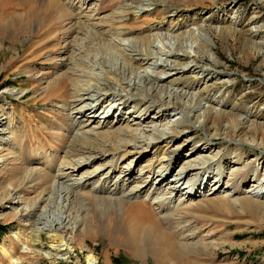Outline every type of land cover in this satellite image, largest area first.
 I'll return each mask as SVG.
<instances>
[{
  "label": "rangeland",
  "instance_id": "374dc122",
  "mask_svg": "<svg viewBox=\"0 0 264 264\" xmlns=\"http://www.w3.org/2000/svg\"><path fill=\"white\" fill-rule=\"evenodd\" d=\"M18 1L6 0L8 5L5 0H0V9L14 10ZM64 1L70 5L60 7L59 4V10L67 7V10H79L85 16L89 15L86 26L83 30L73 31L71 22L58 24L53 31L57 38L47 40L40 55L30 52L44 26L40 27L35 20L6 17L2 18L4 22L0 20V225L7 227L0 235V264H264V196L255 199L260 204L248 208L233 204L223 210L210 200L220 197L225 190L231 191L233 197L264 192V184L255 188L262 182L264 172V0H199L189 6L180 5L178 10L166 8L164 0H137L139 6L134 2L131 4V0ZM44 10L37 6L21 12L42 19ZM117 12L122 15L118 20L133 28L128 36H118V39L115 32H120L122 27L113 17ZM66 17H70L69 14ZM8 25L13 28L10 36L6 33L10 29ZM89 26L100 28L108 40L121 41L126 51H129L131 36L136 32L150 30L160 37L152 44L153 55L130 77H125L122 84H116L110 96L106 97L100 88L91 91L89 96H82L86 102L85 111L76 115L60 104V97L71 99L67 94L70 86L65 85L68 84L67 78L58 80L56 97L47 95L45 87L51 77L66 70L61 63L63 60L67 62L69 55L77 57V44L83 46L90 36L93 38ZM63 37L66 38L63 40ZM245 39L250 41L248 53L243 52ZM92 42L98 46L96 40ZM66 44L69 46L65 48ZM198 44L203 45V52L197 51ZM49 48H54V52H47ZM102 55L109 62L101 64L97 58L91 57L99 82H103V66L110 63L112 68L119 66L117 53L112 57ZM51 62L55 63L54 68L49 69L50 74L38 80L41 73L48 71L46 67ZM58 85L65 87L66 91L60 93ZM154 89L158 95L154 98L155 108H151L149 114L142 117L138 116L140 114L130 115L132 104L128 109L122 108L129 94L138 91L144 97L147 91L150 93ZM172 101L178 104L177 110H163L162 104ZM125 104L128 105L129 100ZM210 107L226 112L238 108L233 120L239 123L249 119V127L259 122L262 133L254 141L249 135L242 137L246 141H238L227 132L232 128L228 121L221 122L217 131L208 129L202 115ZM70 115L83 119L89 124L87 128L101 131L109 127L118 133L133 130L141 139L151 140L154 126L166 131L154 146L146 147L144 142L134 149L126 146L130 152L124 162L131 160L132 170L114 171L107 181L110 189L122 176L126 177L128 191H134L141 175L149 170L161 174L162 171L153 164L155 159L168 153L169 148L181 146L188 136L192 140L178 149L180 156L190 154L196 143L194 149L200 148L204 155L220 150V159L210 164L209 170L213 173L220 167L225 172L241 173L235 178L229 176L231 180L227 183L225 177L217 186L213 185L214 175L210 174V186L206 187V175L204 179L194 177L196 186L187 193L185 187L188 184L174 180L178 167L173 175L166 174L168 178L162 185L152 179L153 184L138 192L139 198L129 201L146 199L157 218L151 221L135 216L128 202L104 206L83 194L77 195L72 203L77 226L72 233L57 231L54 222L52 226L50 222L60 213L47 214L54 190L44 194V201L37 203V212L29 216L25 202L36 193L25 187L12 190L10 182L20 174L18 169L23 165L19 160L21 150L55 141L59 130L67 137ZM140 122L141 126H138ZM183 123L185 134L175 136L173 129L181 128ZM11 128L25 136L26 146L12 140ZM23 130L28 132L27 135ZM208 135H214L213 140L203 142ZM38 137L42 139L38 140ZM48 153L63 155L55 150ZM26 166L41 167L42 161L28 155L24 159V168ZM108 170L112 171V168L107 166L105 171ZM256 173L258 179H255ZM35 177H38V171ZM242 177H246V181H241ZM151 191L168 196L172 201L170 206L177 202L176 207L167 214L165 208H158L155 199L150 198ZM169 199L165 201L166 206ZM44 212L47 218L42 217ZM55 234L59 239L55 240ZM184 241L187 245H183ZM204 246H208L206 251ZM135 247H140V252H136ZM89 256L93 262L88 261ZM114 258L124 260L115 262Z\"/></svg>",
  "mask_w": 264,
  "mask_h": 264
},
{
  "label": "bare ground",
  "instance_id": "6f19581e",
  "mask_svg": "<svg viewBox=\"0 0 264 264\" xmlns=\"http://www.w3.org/2000/svg\"><path fill=\"white\" fill-rule=\"evenodd\" d=\"M164 1H166V6H167L166 8L169 9L172 8L174 10H178L180 8V5L189 6L190 4H195V2H199V0H164ZM133 2L138 4L137 0H131V4ZM59 4L60 7L61 5L62 6L70 5L68 2L64 0H41V1L19 0L16 3V7L14 8V10L0 9V20L2 21L3 20L2 18L4 17H6V19L13 18L15 20L16 19H20V20L27 19V21L35 20L40 27L44 26L43 28L44 30L41 31V33H39L36 40L32 43L34 44V46L31 48V52H30L31 54L34 55H40L39 53L40 49L45 45L46 41L47 40L54 41L55 37L57 38L56 32L54 33L53 31L57 28L58 24L61 23L62 25H66L68 22H71L70 26L73 28V31L83 30L84 27L86 26V22L89 15L85 16L79 10H74V11L67 10V7L66 9L61 8L59 10L60 7L59 8L57 7ZM37 6H40L41 8L45 9L44 16L43 18L41 17L42 19H38L40 17L36 18L35 15L34 16L29 15L30 13L26 15L27 12H21V10L23 9L27 8L28 10H31L33 8H36ZM122 11H126V9ZM119 13L120 12H117L116 15L114 14L113 16L114 20L116 19V21L121 24L120 27H122L120 32L119 31L115 32L116 34L115 37L117 36V39L118 36L119 37L123 36L124 38V36H128L133 31L132 30L133 28L127 25L126 22H124L123 20L121 21L118 20V19H122V15ZM68 14L70 17L67 18L66 16ZM128 14L129 13H127V15ZM57 20H60V22H56ZM4 21L5 19L2 22ZM7 27L10 29H8L6 32L7 29L6 28L5 32L8 33V35L10 36L13 33L12 30L13 28L12 26L9 25ZM108 27L110 26L108 25ZM66 29L68 30L69 28ZM111 29L113 30V28ZM89 32L91 35H93V38L91 39L90 36L89 40H87V42L85 41L83 46L77 44L78 46L77 57L73 58L71 55H69L68 59H66L67 62L63 60L61 63L65 65L66 70H64L59 74H56V76L51 77L48 80L45 87L47 95H53V97H56L55 91L57 90L56 84L58 83V80L62 78H67L66 81L68 82V84L66 83L65 85L70 86V90L69 91L67 90V94L72 100L71 99L65 100L64 98L60 97V99L62 100V103L60 104L63 109L66 110L71 109V113L73 111L74 113H76V115L85 111L84 108L86 107L85 105L86 102L82 100L83 98L82 96L84 95L89 96L91 91H93L94 89L97 90L99 88L103 90L104 95L106 97L110 96L112 94V91H115L114 86L116 84H122L123 79H125V77L126 78L130 77L137 68L142 66L143 62L147 58H150L153 55V51L151 49L152 44L156 39L160 37L158 34L155 35L150 30L136 32L133 36H131L132 40L129 46V51H126V48L122 46L121 41L108 40V38H106V36L104 35V33L100 28H97L96 26L95 27L92 26L91 28L89 26ZM65 38L63 37V40ZM119 39L121 40V38ZM94 40H96V44L98 45L97 47L91 44L93 43L92 41ZM68 46L69 45L66 44L65 48ZM249 49H250V41L248 39H245L243 42V52L248 53ZM47 50H48L47 52H51V53L54 52V48H49ZM197 51L203 52L202 44L197 45ZM98 53H100V55H98ZM114 53H117L119 56V66L112 68L113 64L111 63L109 66L108 65L103 66L104 78L102 80L103 82H99L98 81L99 78L96 75L91 57L97 58L99 63L105 64L109 62V60H107L105 57H102L103 56L102 54H106L112 57ZM54 63L51 62V64H49L46 67L48 71L41 73L38 76V80L46 78L50 74L49 69L54 68ZM175 69L180 70V68H175ZM91 82L92 84L88 85ZM84 84L86 85L85 87L83 86ZM57 87H61V86L58 85ZM59 91L60 93H62L66 91V89L65 87H61ZM157 95H158V91L156 89L152 90L150 93L147 91L144 97L138 91L133 94L131 93L129 94L128 98L123 101L124 103L122 108L128 109L131 107L132 104L133 107L131 111L129 110L130 115L140 114L138 116L142 117L143 115L149 114L148 112L150 111L151 108H153L154 110L155 108L154 98L157 97ZM128 100H129V104L126 105L125 103ZM199 100H200V95L198 101ZM162 105H164L163 110L165 111L173 112L178 108V104L175 101H172L171 103L166 102L165 104ZM162 105H158V106L161 107ZM142 106L143 108L140 109V107ZM237 112H239L238 108H233L232 110H228V112H226L225 110L222 109L213 110V108L210 107L207 110H205L202 115L204 126L208 129L217 131L218 130L217 127L221 122L228 121L229 126L232 125V128L230 131L227 132L231 133L233 137L238 138L237 139L238 141H246L243 140L244 138L242 139V137L245 135H249V137H251L250 139L254 141L255 138L262 133V129H261L262 124L256 122L253 125V127H249V124L247 123L249 122V119L237 123L233 120V117L235 114H237ZM71 115L69 119L70 120L69 128L66 129L67 137H65L62 131L59 130L55 141H48L46 145H42V146L41 145H37L35 147L31 146L30 150L29 149L28 150L22 149L23 151L21 150L20 152L21 157L19 158V160L23 162V165L21 164L22 166L20 165V169H18L19 170L18 172H20V174L16 179L10 182L12 183L10 184L12 190H16L17 188L20 187H25L32 189L31 191L36 193L34 197L26 199L25 202V205H27L28 207L27 215L29 216L37 212V203L39 201H44L43 199L44 194L47 193L48 191L54 190L53 197L52 199H50V204L47 207V214H51L54 211L60 213L57 219H51L52 221L50 222L51 226H52V222H54V226L57 227L56 228L57 231L62 230L65 232L72 233L73 229L77 226L76 224L77 217L72 212V203L77 195L79 196L83 194L87 196L88 199L97 202L98 205L101 204L104 206L110 203H116V204L117 203L121 204L125 202L130 203L129 202L130 199L139 198V196L137 195L138 192L144 189V187H146L147 185L151 183L153 184V182H157V184L162 185L168 178L165 177L166 174L167 173L168 175L172 174L177 167H178V171L177 170H176L177 172L175 171L176 174L174 175L175 178L174 180L177 183L188 184L185 187L186 188L185 193L189 191L192 192L193 189L195 188L196 182L193 181L194 177L196 179L200 177L204 179L206 175V185H205L206 187V186H210V184H208L209 183L208 180L210 181L208 175L210 174L214 175L213 178L215 182L213 185L217 186L222 184L225 177L227 178L226 181L227 183L229 182V180H231V178H228L229 176L235 178L237 177V175H240L241 173V171L232 172L230 170H227L225 172L224 168L222 167L218 168L217 171L213 173L212 170H209L210 164L220 159L219 157L220 150L216 151L213 154L210 153L204 155L202 153L204 151L200 150V148L194 149L197 146L196 143L192 145L193 148L190 154H188L187 156L186 155L180 156L178 154V149L182 146V144L184 145L188 141L192 140L191 138H189L190 136L186 135V137L187 136L188 137L182 142L181 146H177L172 149L169 148L168 153H164L159 158L157 157L155 159V162H153L155 167H157L162 171L161 174L149 170V172H146L145 175L144 174L141 175V179L138 182V184L134 187L135 188L134 191L131 189L130 191H128V189L126 188L127 186L125 187V181H124L126 177L122 176L121 179L115 181L114 184L116 186L110 189L109 188L110 185L108 184L107 181L110 177H112V173L114 171L120 169L121 172L122 171L131 172L132 170V165H131L132 161L130 160L128 162H124L126 159L125 158L126 154L130 152L129 150L127 151L125 149L126 146L130 145V147L134 149L139 147L141 142H144L146 147L152 145L154 146V144L156 145V143H158V141L162 137H164V135H166V131H164L163 129H159L158 126H154L152 128L153 129L152 139L151 140L147 138L141 139V136H139L138 132H133V130H125L123 131V133H118L117 131L109 130V127H107L106 130H101V131L94 129V127L87 128L89 126L88 123L85 124V121L83 119L81 120L76 116L71 117ZM140 117L138 119H140ZM137 125L141 126V122L138 123ZM185 127L186 126H184L183 123L181 125V128H178L176 130L173 129L175 132V136H179V134L184 135L185 133L183 131L184 130L183 128ZM10 132L12 135V140H16L18 144L24 147L25 139H26V138L24 139L25 136L24 137L21 136L20 134L21 132H18L17 129L11 128ZM23 133L27 135L28 132L27 131L25 132V130H23ZM118 135L121 136L119 137ZM213 137L214 135H208L206 139L202 141L203 142L212 141ZM37 139L40 140L42 138L38 137ZM209 149L210 147L206 151H209ZM49 150H55L57 152L59 151L63 153V155L55 156L49 153L47 154V151ZM156 150L159 151L160 148L157 147ZM144 151L142 152L144 153ZM28 155H32L33 158L35 159L37 158V160L42 161V166L41 167L26 166L24 168V159L28 157ZM189 157L191 158L185 161L186 158ZM15 158L18 159V157ZM190 160L197 162V164H195L194 162H193L194 164L191 163ZM107 166H109L110 169L112 168V171L109 170L105 171ZM83 168L86 169H84L82 172H79L80 169ZM37 171H38V177H35ZM163 171H166V173H164ZM98 172H100L99 175ZM261 176H262V182L259 185H256L255 188L257 187L260 188L264 184V172L263 174H261ZM256 177H257V173L255 174V179H258ZM244 178L246 177H242L241 181L242 180L244 181L245 180ZM196 192L197 190H195V193ZM158 194L159 193L155 191H151L150 198L155 199L154 203H156L157 207L161 209L165 208L168 214V211L171 212V209L176 207L177 202L176 203L173 202L171 207L170 206V203H172L171 199H169L168 196L163 197L164 194L161 195ZM232 194L233 193L231 191L225 190V193L223 195L221 194L220 197L217 198L212 197L210 198V200L213 204H215V206L218 209L223 210L225 207H229L233 204H238L242 208H248L259 202L255 199H258L259 196L260 197L264 196V192L263 193L253 192L250 195H245L242 197H233ZM166 199H169L168 200L169 204L167 206H166L167 202H165ZM185 203L183 204L184 205L191 204L190 202L187 204ZM178 204H181V202H178ZM258 204H260V202ZM262 204L264 205V203ZM146 205H147V200L144 199L143 201H137L134 203L132 202L128 205V207H130L132 213H134L135 216H137L141 220L143 219L148 221L154 219L157 220L153 211L148 207V205L147 206ZM47 214L45 215L44 212L42 214V217L47 218ZM147 232H149V230H147ZM54 238L55 240H57L59 239V236L55 234ZM185 241L183 242V245L185 244ZM204 248L206 251L208 249V246H204ZM140 249H141L140 247H135L136 252H140ZM88 261L93 262L92 257L89 256Z\"/></svg>",
  "mask_w": 264,
  "mask_h": 264
},
{
  "label": "trees",
  "instance_id": "16d2710c",
  "mask_svg": "<svg viewBox=\"0 0 264 264\" xmlns=\"http://www.w3.org/2000/svg\"><path fill=\"white\" fill-rule=\"evenodd\" d=\"M5 229H7V227L5 225H0V235L5 231ZM244 235V234H242ZM115 262H122L124 259H121V258H114L113 259Z\"/></svg>",
  "mask_w": 264,
  "mask_h": 264
}]
</instances>
